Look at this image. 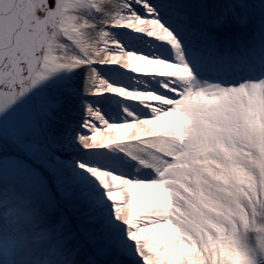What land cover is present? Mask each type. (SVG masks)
I'll list each match as a JSON object with an SVG mask.
<instances>
[{"label": "snow or ice", "instance_id": "obj_1", "mask_svg": "<svg viewBox=\"0 0 264 264\" xmlns=\"http://www.w3.org/2000/svg\"><path fill=\"white\" fill-rule=\"evenodd\" d=\"M109 256L264 264V0H0V264Z\"/></svg>", "mask_w": 264, "mask_h": 264}, {"label": "bare ground", "instance_id": "obj_2", "mask_svg": "<svg viewBox=\"0 0 264 264\" xmlns=\"http://www.w3.org/2000/svg\"><path fill=\"white\" fill-rule=\"evenodd\" d=\"M102 131H105V129L101 128ZM81 223L83 224L84 228L88 229L91 227V225H89L86 221H81ZM115 259H119L121 262L123 261V258L121 257H116V256H109L107 257V261H108V264H111V262Z\"/></svg>", "mask_w": 264, "mask_h": 264}, {"label": "rangeland", "instance_id": "obj_3", "mask_svg": "<svg viewBox=\"0 0 264 264\" xmlns=\"http://www.w3.org/2000/svg\"><path fill=\"white\" fill-rule=\"evenodd\" d=\"M9 176L11 177V169H9Z\"/></svg>", "mask_w": 264, "mask_h": 264}]
</instances>
